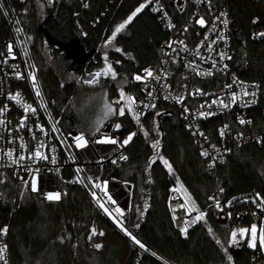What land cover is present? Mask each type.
Wrapping results in <instances>:
<instances>
[{
  "label": "trees",
  "instance_id": "16d2710c",
  "mask_svg": "<svg viewBox=\"0 0 264 264\" xmlns=\"http://www.w3.org/2000/svg\"><path fill=\"white\" fill-rule=\"evenodd\" d=\"M9 1L16 7L13 0ZM214 1L230 15L233 69L244 79L259 80L263 74L264 43L252 42L249 34L253 29L264 26V2L255 4L252 0ZM101 2L102 7L106 4L109 6L108 11L94 27L85 26L84 34L77 30V22L95 12L98 0H90V10L82 15L76 14L78 0H54V7L44 9L41 18H38L37 1L26 0L24 11L18 15L43 96L51 113L60 119L62 125H71L78 130H81V125L86 129L95 122V115H91L89 119L85 116V111L77 115L78 109L74 107L76 87L74 83L60 81L49 67L44 57L46 44L40 27L56 42L67 44L77 40L85 51L93 50L92 55L98 56L107 38L102 37L106 25L109 23L111 27L124 21L138 6V0ZM0 3L6 8V0H0ZM39 4L42 5L41 2ZM3 8H0V47L7 28ZM254 20L257 21L256 24H253ZM29 36L32 37L31 40L27 39ZM167 36L155 16L145 9L118 34L114 43L123 52L117 53L112 48L106 53L119 58L121 64L116 68L119 76L130 79L136 65L158 66L161 56L157 45ZM185 81L198 83L196 78L179 67L173 68L170 73L173 88ZM107 83L108 81H104V84ZM107 92L111 99L116 88L110 86ZM262 117L264 116H259L261 119ZM153 118L157 122L159 134H154L150 127ZM116 123L121 124L119 130L115 129ZM110 124H113L112 131L119 139L133 131L126 119L116 120L113 117L108 127ZM145 129L149 132L148 138L144 134L135 135L126 148L128 159L123 160L114 172V177L130 188L126 227L148 249L170 264L222 262L224 254L207 229L211 227L214 234L227 246L232 229L250 226L251 223L245 220L228 229L218 226L208 197L213 189L222 187L224 204L233 197L237 198L227 208L256 209V205L247 197L254 196L255 193L264 196V180L260 173V164L264 160V144L234 148L216 171H209L204 167V158L200 155L198 144L185 130L174 107L166 104L155 107L145 119ZM152 140H159L158 149L151 148ZM155 152L170 162L175 177H179L180 183L195 200L196 205L208 213L207 223H198L188 231L187 236L174 228L167 208L169 189L177 184L175 178L168 173L159 159L149 164ZM0 178L5 179V183H0V227L9 219L13 208L9 226V250L13 264H160L115 229L79 186L69 185L64 200L59 204H47L37 200L30 192H24L21 199L22 188L18 189L14 199L13 182L6 174ZM145 203L149 205L147 211L143 214L137 212L136 209L139 207L142 210ZM92 222L104 233L101 237L93 238L94 242L102 244L100 250L89 248L86 242ZM136 223L140 224L138 229L134 227ZM254 252L256 251L247 247L246 241H241L239 247L229 248L234 264H250ZM261 256L264 259L262 254Z\"/></svg>",
  "mask_w": 264,
  "mask_h": 264
},
{
  "label": "built area",
  "instance_id": "2783aa9c",
  "mask_svg": "<svg viewBox=\"0 0 264 264\" xmlns=\"http://www.w3.org/2000/svg\"><path fill=\"white\" fill-rule=\"evenodd\" d=\"M37 1V0H35ZM14 4H11L9 0H6V8H3L4 13L8 12L6 17L7 28L4 33V36L1 40V47H0V61L5 59L3 53L6 52V45L8 43L14 44V56L7 57L8 63L4 65L0 63V108H3L5 105L8 106V111L5 112L3 117L0 119H4L7 122V127L0 126V136L3 139H0V149L7 150V148L12 147L16 150V153L19 154V137L22 136L24 141L27 143L29 149H34L36 141L32 139L31 134L27 130H23L19 133L15 131L16 126L18 125L19 119L23 115V109L15 103V101H9L7 96L9 94H15L17 91L22 93L24 100L26 103H33L35 100L34 93L31 92V82L29 79H16L15 71L13 66H17L16 70L20 71L22 76L27 77V73L29 71H35L36 68H29V65H34L31 53L27 44L26 37L23 33V30L18 34L16 33V28H21L20 23H16L18 20L19 13L23 12V6L25 5L26 0H13ZM42 6L45 10L52 9L54 7V0L53 3H48V0H40ZM144 2V0H138V6L140 3ZM255 4H259L264 2V0H252ZM109 3H111L109 1ZM84 4H88V7L85 8ZM160 4L162 6V11L168 14V17L171 20V23L174 25L173 28H169L167 26L168 20L162 22L161 15L162 13L153 12L151 9L152 7L156 6V0H153V3L146 9L152 13L157 22L161 25L162 29L165 30L168 34L167 38L160 40L158 42V49L160 52L161 60L158 66H134L132 70V75L128 82L123 85L125 91L128 94L134 95L137 99V102L143 101L144 103H148L149 99L147 97V91L153 90V88L158 89V91H154V96L157 98L152 103H155L156 107L161 104H166L169 106L174 107L179 115V119L181 120L185 130L188 132L190 137L196 142L199 146L200 153L201 151H208L210 153V157H216L215 161H212L209 158H204V167L209 171H216V169L221 165L227 155L234 149L240 148L250 144H261L258 141L263 140L264 136V117L259 118L260 115L264 116V58H263V74L259 80H249L240 77L236 71L233 69V54H232V43H231V19L230 15L227 10L222 9L217 6L214 0H212V11H208V0H203V2L198 3L197 0H160ZM137 6V7H138ZM183 6V7H181ZM109 6L102 7L101 0H98V5H96L95 12H93L88 18L77 22V30L84 34V27H94L98 20L102 18L105 13L108 11ZM90 10V0H78V11L77 15H82L85 12ZM220 12H226L227 16L221 18H226L229 21L227 28H225L221 21H217V31L212 32L209 31L211 28V21L215 19L216 16L219 15ZM200 16H204L208 21L209 24L206 28H201L199 25L195 24V20L198 19ZM256 21V20H254ZM257 21L253 24H256ZM119 23H115L110 27L108 23L103 31L102 37H108L111 35V32L115 29V27ZM187 26L188 32H183V28ZM220 31H223L226 42L224 40L218 41L215 45H213L214 51L212 52V56L216 57V54L219 51H225L228 55L232 57L231 60H226L224 63L228 65L226 70H221L222 66L220 64L217 65V68L214 69V75L211 77H204V76H196L195 73L191 70L190 67H186L188 61L195 60L196 63L202 69H209L211 67L210 63L201 62L197 57L192 56L191 52L196 50V46L201 44V41H204V36L208 35L209 40L204 41V43H209L211 40L216 38V35L219 34ZM264 32V26L258 27L253 29L250 34V40L252 42L264 43V37H261L259 33ZM185 40L189 52H184L179 50V45H173L179 51V55L177 56L176 53H172L171 49L165 47L167 42L173 40ZM106 40V38H105ZM104 40V43H105ZM103 43V44H104ZM27 51L28 55L25 56L24 52ZM165 52L171 53L170 56H165ZM200 52L204 56H208L209 53L207 49L203 46L200 48ZM46 55H50L49 51L45 50L44 57ZM104 55L101 52L99 55H91L87 60H85L81 66L80 73L82 79H87L90 73L99 71L104 65ZM51 56V55H50ZM53 57V56H52ZM59 57L64 59V54L62 55L60 52ZM175 57V63L172 62V58ZM119 60L116 56H108V63H113L114 68L120 66L121 63L115 64L114 62ZM120 61V60H119ZM163 61H168V63H163ZM121 62V61H120ZM179 67L190 76L196 78L198 83H188L182 82L176 88H173L170 82V73L172 72L173 68ZM144 68H152L157 69V74H160V70H164L166 73V78L162 75L161 84L165 85L166 87H161L160 85L151 83L149 84L148 89H144V85L142 82H136L132 79L134 74L143 73ZM37 77V74H36ZM124 78L123 76H120ZM233 77H235L238 81H244L246 85L251 86L253 84L257 85L258 88L255 89L257 92V96L255 101L250 104L248 107H244L240 104L235 106H231L229 109H219L216 105L212 106V110L216 112L215 115L202 117L198 114V111H209L207 108V104H210L212 99L217 98V96L225 99L227 102L230 97V92L235 90L239 92L238 85H233V89H224L222 86L225 84H232ZM38 80V78H37ZM39 82V81H38ZM201 89L206 95H200L196 92V89ZM249 90L252 91L251 87ZM118 91L119 89L116 88V93L111 98V100L118 99ZM168 96L166 99L165 96ZM183 96L184 100L183 103H177L176 97ZM245 99L251 100V97H247ZM44 102L46 104L47 101L44 98ZM39 101L33 103V106L36 107ZM263 103L261 106H259ZM200 105H205L204 108H200ZM187 107L189 111L187 113L184 112V108ZM154 108L144 109L146 115L142 116V123L143 129H145V119L150 112H152ZM41 113L40 122L44 124L46 130L50 129L51 125L48 122V114L51 115L53 119L58 120L53 116L50 109L48 114L43 112V109H38ZM238 117H242L245 120H251V124L241 125L239 124ZM116 120L118 119H126L128 123L133 127V132L138 134H143V131L139 128L136 122L131 118L130 114H127L124 117L115 116ZM33 120L35 117H32L29 121V127H33V130L36 131V135L40 139H47L43 137L38 130H35L33 126ZM213 120H216L213 122ZM216 122V123H215ZM228 125L227 129H224V125ZM62 131L65 132H72L73 134H78L80 130L71 125H62L59 123ZM113 124H110L108 130L101 129L102 133H106L109 137H113L118 141H123V139H119L118 135L112 131ZM224 129L226 135L224 137L220 136V130ZM9 130H11V136L9 135ZM193 132H197V135H193ZM204 133V136H200L199 133ZM129 133V134H131ZM238 133H243V138H238ZM129 134L127 136H129ZM125 136V137H127ZM207 137L206 140L204 137ZM90 143L88 147L84 149H77L75 148L72 141L69 139L68 144L71 145L70 147H64L61 145L54 137L51 139V143L47 152L51 157V146H56V157H57V164L52 165L50 163L41 161L36 165H32L33 167H40L41 168V187L44 190H57L61 191L62 198L58 202H49L43 199L39 193H31L35 196V198L43 203L47 204H59L62 202L66 195L63 193H67V187L71 184H75L83 189V191L88 195L91 199L92 203L97 207L95 200L92 198L91 191H96L97 196L103 200H107L104 197L103 192L99 189H91L89 187H85L84 183H68V181H73L77 179L76 169L81 168L82 171L79 174L80 177L92 176L94 178H99L100 181L107 180L108 181V191L109 194L112 195L116 200L117 204L113 207V215H115L114 208L120 207L122 211H124L125 216L127 217L125 224L128 222L129 216V204H130V190L127 186L122 183L120 180L114 177L115 170L119 167L120 163L123 160H119L118 157L122 154L126 156V148L131 141L124 147H119V145H100L91 142L95 138L99 137H88ZM9 139H15L14 144H9ZM215 145V148H213ZM230 151H227L229 150ZM71 157V158H70ZM74 158V159H73ZM117 159V163L113 164L112 160ZM214 164L213 167L209 165ZM19 172L20 175L25 176L28 178V174L24 172L22 169L17 170L13 167H0V176L6 174L9 176L11 181L14 185V199L16 198L18 189H20V181L17 179L16 173ZM86 182V181H85ZM181 183L176 184L169 189L168 199H167V208L170 212L172 222H173V215L175 214L177 217L181 219H190L187 216L186 209L179 207V205L185 203V191L181 189ZM176 188L178 191H173L172 189ZM184 189V187H183ZM209 196H215L217 199L220 200L224 211L221 212L215 208L214 202L208 199L210 207L213 209L214 219L216 224L223 228H230L235 226L245 220H249L250 223L264 221V213H261L258 208L252 210H244V209H230L227 208V203L222 202L223 193L219 192V188H215L211 191ZM98 208V207H97ZM100 213L112 224L113 220L111 217L107 216L101 209H99ZM232 214V219H227V213ZM256 212L257 217H253L252 213ZM13 213V208L10 212L9 219L0 227L3 229L5 226L8 228V233L5 235L0 233V245H6L7 251L5 252V256L8 259L9 264H13L11 259V254L9 250V226H10V219ZM194 216L195 213H192ZM204 222V221H201ZM200 223V222H199ZM115 225V224H114ZM198 223L189 227L190 231ZM174 228L179 232V228L182 227L181 220L178 219L176 223H173ZM96 227L95 223L92 222L88 228V236L90 234L91 228ZM116 227V225H115ZM117 228V227H116ZM119 230V228H117ZM120 231V230H119ZM97 232H103L102 230H98ZM182 234V233H181ZM88 236L86 239L87 245L89 248L96 250L92 245L94 242V237H101L98 234L93 236L92 241L89 242ZM101 244V243H100ZM138 248L139 246L136 245ZM143 251V250H142ZM144 252V251H143ZM155 261L159 262L160 264H165L167 262L156 253L149 249L148 252H144ZM159 257V259L157 258ZM2 264V262H0ZM167 264H170L167 262ZM214 264H228V261L223 255V260L220 263ZM232 264L233 261H232ZM250 264H264V259L261 256V253L256 251L252 255V259Z\"/></svg>",
  "mask_w": 264,
  "mask_h": 264
},
{
  "label": "snow or ice",
  "instance_id": "6c2138e0",
  "mask_svg": "<svg viewBox=\"0 0 264 264\" xmlns=\"http://www.w3.org/2000/svg\"><path fill=\"white\" fill-rule=\"evenodd\" d=\"M40 0H37V4H39ZM198 3L203 2V0H197ZM48 3H53V0H48ZM153 3V0H144V2L140 3L138 7L135 8L134 11L131 12L130 15L127 16V18L120 24H118L115 29L111 32V35L108 36L105 40V43L103 47L107 48L109 46L113 47L115 52L122 53L123 50L120 47L115 46V41L117 40L118 34H121L125 29L126 26L133 21L135 17H137L138 14L142 13L146 8H148ZM4 5L0 3V8H3ZM84 7L87 8L88 4H84ZM183 7V6H181ZM153 12H159L162 13L161 20L162 22L165 20H168L167 26L169 28H173L174 25L171 23L170 18L168 17V14L166 12L162 11V6L160 4V0H156V6L152 7L151 9ZM208 11H212V0H208ZM5 16L8 15V12L4 13ZM226 12H220L218 16L215 17L214 20H212L211 28L209 31L216 32L217 31V21H221V18L226 17ZM222 24L225 28H227L229 21L224 18L222 19ZM254 23L256 21H253ZM16 23H20L19 20L16 21ZM195 24L199 25L201 28H206L209 24V21L204 17L200 16L198 19L195 20ZM188 27L185 26L183 28V32H188ZM16 33H20L22 31L21 28H16ZM261 37H264V32L259 33ZM28 40H31L32 37H27ZM209 36H204V41H208ZM224 40L226 42V37L223 33V31H220L218 35H216V38L211 40L209 43H204V41H201L200 45L196 46V50L192 51L191 54L194 57H197L201 62L204 63H210L211 67L207 70L202 69L199 67V65L196 63L195 60H190L185 65L186 67H190L191 70L195 73L196 76H204V77H211L214 75V69L217 68V65L220 64L222 66L221 70H226L228 65L224 63L226 60H231L232 57L228 55L225 51H219L216 54V57H213L211 54L214 51L213 45H215L218 41ZM173 45H179V50H182L184 52H189V48L185 42V40H173L167 42L165 45L166 48L171 49L172 53H176V55H179V51L176 47H173ZM201 46L205 47L209 53L208 56H204L200 52ZM165 56H170L171 53L165 52ZM5 56V59L3 61H0V63H3L4 65H7L8 60L7 57L15 58L14 56V44L8 43L6 45V52L3 53ZM24 55L27 56V51L24 52ZM129 59H132L129 57ZM176 58H172V62L175 63ZM115 64L121 63L119 60L114 62ZM163 63H168V61H163ZM15 71L16 79H29L31 82V92L34 93L35 100L39 101L38 105L36 107L33 106V103H26L24 100V97L22 96V93L17 91L15 94H9L7 96V99L9 101H15L17 105H19L23 109V115L18 121V125L15 128V131L17 133L27 130L31 136L32 139L36 141L34 149H29L27 146V143L24 141V138L22 136L19 137L20 143H19V154L16 153V150L12 147L7 148V150L0 149V167L8 168L13 167L17 170L22 169L24 172L28 174V178H26L23 175H20L17 171L16 176L17 179L20 181V187L22 188V191L20 193L21 199L24 197V192H30V193H39L40 196L49 201V202H58L62 198L61 191L57 190H44L41 187V168L40 167H33L32 165H36L41 161L50 163L52 165L57 164V157L55 155L56 153V146H51V157L49 156L47 149L49 148V145L51 143V139L54 137L61 145L64 147H70L71 145L68 144V140L70 139L72 141V144H74L75 148L77 149H84L88 147L90 140L89 136L91 137H99L95 138L91 142L95 144L100 145H119V147H124L129 143V141L132 140V138L136 135L135 132L129 134V136L124 139L122 142L118 141L117 139L113 137H109L106 133L101 132V125L104 123V121L108 120L110 117H124L127 114L131 115V118L136 122V124L139 126L141 131H143V134L145 138H148L149 132L144 131L143 129V123L141 117L146 115L144 109L148 108H155V103H152L151 101L155 100L157 97L154 96V91H158V89L153 88L151 91H147V97L149 99L148 103H144L143 101L137 102V99L134 95L128 94L123 84L128 82V77L125 76L123 80H119L118 71L114 68L113 63H108V55L105 53L104 55V65L103 67L95 72L90 73V78L85 80L84 83L89 86H96L100 85L103 89L102 79L103 81H112L116 83V87L119 89L118 91V99L111 100L108 96V92L104 91L103 95L101 97L102 103H103V118L97 119L95 122H93L88 128L84 129L82 128L78 134H73L72 132H67L65 134L64 131H62L61 127L59 126V120L53 119L49 112V105L44 102V96L42 92L41 85L39 84L35 71H29L27 73V77L22 76L21 72L16 70L17 66H13ZM29 68H35V65H29ZM157 69L152 68H144L143 73H137L132 76V79L136 82H142L144 85V89H148L149 84L154 83L157 85H160L161 87H166L165 85L161 84L162 75L166 78V73L164 70H160V74H157ZM184 79H187V77H184ZM233 85H238L239 92L233 90L230 92V97L228 101L226 102L225 99L217 96V98L212 99L210 104H207V108L209 111H198V114L202 117H208L215 115L216 112L212 110V106L216 105L219 109H229L231 106H235L237 104H240L244 107L250 106L251 103L255 101V98L257 96V92L255 89L258 88L257 85L253 84L251 86H248L245 84L244 81H238L235 77H233V83L232 84H225L222 87L224 89H233ZM249 87L253 89L252 91L249 90ZM196 92L200 95H206L201 89L197 88ZM247 97H251V100L245 99ZM165 98L167 99L168 96L166 95ZM177 103H183L184 97L183 96H177L176 98ZM54 103V102H53ZM205 105H200V108H204ZM38 109H43V112L45 114H48V122L50 123L51 127L50 129L46 130L44 124L40 122L41 113L38 111ZM8 111V106L5 105L3 108H0V117H3L5 112ZM189 109L187 107L184 108V112L187 113ZM157 115H160V113H157ZM35 117V120H33V126L35 130H38V132L47 139H40L36 135V131L33 130V127H29L28 121ZM239 124L245 125V124H251V120H245L242 117H238ZM7 122L4 119H0V126L7 127ZM121 128L120 123L115 124V129L119 130ZM228 125H224V129H227ZM224 129L220 130V136L224 137L226 135V132ZM158 132V128L154 129ZM9 135L11 136V130H9ZM193 135H197V132H193ZM200 136H204V133L200 132ZM238 138H243V133H238ZM206 140L208 139L206 136L204 137ZM0 139H3L2 136H0ZM259 143L264 144V141H258ZM9 144H14L15 139H9ZM151 148L153 150L158 149L159 147V140H152L150 144ZM213 148H215V145H213ZM227 151H230L227 150ZM201 156L209 158L210 153L208 151H201ZM71 158V157H70ZM74 159V158H73ZM119 160H127L128 157L125 155H120L118 157ZM156 159H159L162 161L164 166L167 168V171L170 175H173V177L176 180V183L179 184V177H175L174 170L170 162L165 159L163 156L159 155L158 152L154 153V157L150 158L149 164L156 162ZM212 161H215L216 157H210ZM113 164L117 163V159L112 160ZM210 167H213L214 164L209 165ZM82 169L77 168V179L73 181H68V183H84L85 187H89L91 189H99L103 192L104 197L107 198V200H103L100 197L97 196L96 191H91L92 198L95 200V203L99 209H101L107 216L111 217L113 220V223L116 225L119 230L130 239V241L134 245H138L139 249L143 250L144 252H148L149 249L146 247V245L138 238L137 235H135L129 228L126 227L125 221L127 217L125 216L124 211L120 207H115L114 212L115 215H113V207L117 204V200L109 194L108 191V181H100L99 178H94L92 176H86V177H80L79 174L81 173ZM86 181V182H85ZM0 183H5V179L0 178ZM173 191H178V189L173 188ZM185 191V203L179 205L181 208L186 209L187 216L190 217V219H181L177 217L175 214L173 215V223H176L178 219L181 220L182 227L179 228V231L187 236L189 227L199 223L201 221H205L207 223L206 217L208 213L206 211H202L197 205L194 199H192L191 195L187 193L186 189H183V186L181 185V189ZM220 193L224 192V188L219 189ZM66 195V193H63ZM209 200L214 202L215 208L219 211L223 212L224 208L222 207L220 200L217 199L215 196H209ZM236 197H233L232 200H229L227 202V206L231 207L233 200H236ZM247 202V200H245ZM251 203L256 205V207L260 210L261 213H264V196H261L260 193H255L254 196L251 198ZM149 205L147 203L144 204V208L141 210L139 207L136 209L137 212L143 214V212L147 211ZM192 213H195L193 216ZM253 217H257V213H252ZM227 219H232V214L229 212L226 214ZM135 228H139L140 224L136 223L134 225ZM210 236H212L213 240L215 241L216 245L220 246L224 257L228 261V264H232L233 257L229 254V248L232 246L239 247L241 245V241L247 242V247L252 250H256L259 246V249L262 253H264V221L259 222H253L250 224V226H240L235 229H232L230 231V238L227 240L225 246V242H222V240L214 234L213 229L209 227L207 229ZM0 233L7 234L8 228L5 226L3 229H0ZM103 236V232H97V229L95 227L91 228L90 234L88 236L89 242L92 241L93 236L96 235ZM63 242V241H62ZM96 250H100L103 246L100 243H95L92 245ZM7 251L6 245H0V262L2 264H9L8 259L5 256V252ZM159 259V257H157ZM167 264V262H165Z\"/></svg>",
  "mask_w": 264,
  "mask_h": 264
},
{
  "label": "rangeland",
  "instance_id": "374dc122",
  "mask_svg": "<svg viewBox=\"0 0 264 264\" xmlns=\"http://www.w3.org/2000/svg\"><path fill=\"white\" fill-rule=\"evenodd\" d=\"M37 9H38V18H41L43 16L44 7L41 4H38ZM122 22H120V23H122ZM103 45H102V51H101L102 54H105L106 51L111 50L113 48L111 46L105 48V47H103ZM46 50L49 51V53L51 55V56L46 55L47 63L49 65V67H51L53 69V71L57 74L60 81H62L64 83H72L73 82L75 87H76L75 88L76 94H75V98H74V107L78 109V111L76 110L77 115L79 116L81 111H85V116L87 117V119H89L91 115L92 116L95 115V121L97 119H102L103 118V103H102L101 97L103 95V92L107 91L108 87L112 86V87L117 88L116 83L109 80L107 84H104V81L102 79L101 82L103 84V89L101 88L100 85H96V86L86 85L84 83L85 79H82L81 74L78 72H75V73L71 72L68 63L63 58L59 57V55H60L59 51H55L52 47H48L47 45H46ZM61 54L63 55L62 52H61ZM93 73H95V72H93ZM89 78H90V76L87 79H89ZM118 79L123 80V78L120 76H118ZM112 118L113 117H110L108 120L104 121V123L101 125V129H106L109 126V123L111 122ZM57 119L60 122V119L59 118H57ZM150 127H151L152 132L154 134L157 133V131L154 130L157 128V122L154 118L151 120ZM82 128H84V127L81 125L80 129H82ZM127 137H124V139H126ZM260 173H261V177L264 180V160L260 164ZM252 197L253 196L247 197V199L251 201ZM97 209L99 210V208H97ZM110 224L115 229H117L114 224H112L111 222H110ZM250 250H252V249H250ZM252 251H254V250H252ZM255 251L261 252L259 249V246L257 247V249ZM261 254L264 256V253L261 252Z\"/></svg>",
  "mask_w": 264,
  "mask_h": 264
},
{
  "label": "water",
  "instance_id": "95a60500",
  "mask_svg": "<svg viewBox=\"0 0 264 264\" xmlns=\"http://www.w3.org/2000/svg\"><path fill=\"white\" fill-rule=\"evenodd\" d=\"M40 31L42 32L45 44L48 47H52L55 51L62 52L64 54L65 61L66 59H71L74 61V64L72 65L66 61L69 65L70 70H72L74 73L79 71L83 62L87 60L94 52L93 50L89 52L85 51V49L81 45H79L77 40H73L67 44H60L56 42L53 38H51L41 27ZM108 129L109 127L106 128V130ZM127 188L130 189L128 186Z\"/></svg>",
  "mask_w": 264,
  "mask_h": 264
},
{
  "label": "flooded vegetation",
  "instance_id": "af4514ba",
  "mask_svg": "<svg viewBox=\"0 0 264 264\" xmlns=\"http://www.w3.org/2000/svg\"><path fill=\"white\" fill-rule=\"evenodd\" d=\"M66 61L69 63V64H74V61L73 60H71V59H66ZM71 72H73L72 70H71Z\"/></svg>",
  "mask_w": 264,
  "mask_h": 264
}]
</instances>
